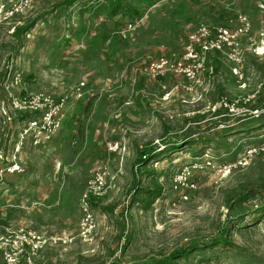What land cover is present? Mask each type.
Wrapping results in <instances>:
<instances>
[{
  "label": "rangeland",
  "instance_id": "rangeland-1",
  "mask_svg": "<svg viewBox=\"0 0 264 264\" xmlns=\"http://www.w3.org/2000/svg\"><path fill=\"white\" fill-rule=\"evenodd\" d=\"M16 1L0 0V10ZM63 1L34 0L23 14L1 15L0 237L23 228L72 240L48 245L35 264H128L207 242L226 225L233 248L206 249L179 264H264V214H253L264 204V151L259 150L264 121L213 111L225 98L255 96L249 109L264 103V0H125L138 16L112 14L109 0H78L69 8ZM242 14L252 27L240 39L239 74L233 61L219 54L209 55L198 84L183 75L152 80L143 74L159 57L185 55L188 35L199 25L219 28ZM33 21L29 34L13 36L16 27ZM81 84L86 95L76 99L73 92ZM66 95L70 103L59 134L41 146L30 137L22 140L27 122L39 112L15 109L12 98ZM224 120L230 126L217 127ZM226 132L232 133L228 140L222 138ZM199 138L215 141L213 148L161 153L145 174L139 172L143 146H182ZM111 142L120 144L119 151L108 150ZM207 154L217 163L247 158V165L225 178L192 170L195 189L175 183L186 166L203 162ZM105 164L106 193L93 198L97 224L84 239L81 198ZM13 165L20 171L12 173ZM135 180L140 189L160 191V197L150 204L143 195L134 201Z\"/></svg>",
  "mask_w": 264,
  "mask_h": 264
},
{
  "label": "built area",
  "instance_id": "built-area-1",
  "mask_svg": "<svg viewBox=\"0 0 264 264\" xmlns=\"http://www.w3.org/2000/svg\"><path fill=\"white\" fill-rule=\"evenodd\" d=\"M34 0H17L9 6H3L0 10L1 15L15 16L25 13L33 5ZM210 26L201 24L190 32L185 47L186 54L180 59L170 60L167 57H159L150 62L144 69L143 74L152 79L160 80L170 74L183 75L189 80L200 83V72L205 69L209 55L219 54L229 57L236 65L233 71L235 75L239 74V65L242 63L240 54V39L251 32L252 23L250 19L242 14L237 17V21L231 28L219 27L210 29ZM264 27V26H263ZM133 28L130 25V29ZM261 47L264 48V31L260 34ZM242 78V76H240ZM85 84H81L75 92L76 99H82L85 94ZM178 87H175L177 89ZM190 90V89H188ZM255 98L223 99L213 107V111L224 110L229 117L233 116H250L258 118L264 113L263 109H249L248 103ZM70 103L69 96H63L56 100L50 96H36L32 98L24 97L22 99L12 98V105L17 110L35 109L39 112V118L31 120L26 129L21 134V139L30 137L35 146H41L51 142L61 131L64 121L68 114ZM264 139V134L261 136ZM108 150L112 153L119 151L120 144L111 142L107 145ZM254 149L248 153L251 156L256 153ZM260 151H264V145ZM247 158L240 159L233 163H217L206 155L205 160L201 163H194L186 166L182 173L175 179L184 187L195 189V182L190 181L192 170L199 172L213 171L220 177L229 176L234 170L245 167ZM12 173L20 171L18 165L10 166ZM110 176L108 164L100 166L95 172L93 178L87 183V190L81 198V209L83 218L80 224V236L87 239L92 235L96 228V218L91 209L92 198L99 199L106 193L107 180ZM72 240L68 237L50 236L46 237L35 231L19 229L5 236L0 237V257L1 264H35L36 257L43 252L50 244L68 245Z\"/></svg>",
  "mask_w": 264,
  "mask_h": 264
},
{
  "label": "trees",
  "instance_id": "trees-1",
  "mask_svg": "<svg viewBox=\"0 0 264 264\" xmlns=\"http://www.w3.org/2000/svg\"><path fill=\"white\" fill-rule=\"evenodd\" d=\"M76 1H78V0H64L61 3V6L69 8V7L73 6ZM143 1H145V0H142L141 2H143ZM107 5H108V7H111L112 14L117 15L121 11H129L131 13V15L133 14V15L138 16V9H136V7H133V5L126 3L125 0H109ZM230 23L227 25L218 26V27L231 28L235 24L232 22H230ZM35 24H36V21H33L30 24H27L25 26L16 27L15 31L13 33V36L18 38L20 36H25V35L29 34V32L34 28ZM213 27H215V26H213ZM24 94L26 95V93H24ZM252 102L253 101H250V103H252ZM260 108L261 109L264 108V103L259 104V105L256 104V106H254L252 108V110L260 109ZM220 112H221V110H216L214 112V114L216 116L217 115L220 116L221 115ZM26 118H28V117H26ZM250 118H252V117H250ZM252 119H256L257 121H264V113L261 114L258 118H252ZM27 123H29V121ZM217 124H218L217 127L225 126L227 128L228 126H230V124H226L225 120L223 121V123L218 122ZM221 124H225V125H221ZM260 127L264 128V123ZM262 130L263 131L260 134V136H262L264 134V129H262ZM230 134H232V133H230ZM230 134H229V132H226V133L222 134V138L224 140H228ZM262 140H263L262 141V146H263L264 145V139H262ZM214 142L215 141H213V140H209V139L201 140L199 138L197 140H192V139L190 141L185 140V143L183 142L182 146H180L179 142H175L171 146H169L168 143H165V145L163 144L162 146H159L156 144H147L146 146H143V148L141 150L138 151L136 166L139 168L138 170L141 174H145L146 173L145 168L147 167V165L151 162H153V163L158 162L157 159L161 155V153L166 154L168 152H171V151L173 152L174 150L176 151L178 148H182V147H186V146L187 147L188 146H196L197 148H199L200 146H204V150L208 151V150H211L213 148L212 144H215ZM216 144H218V143H216ZM162 147H164V149ZM209 158L213 159L210 157V155H209ZM135 181H136L137 186L135 187L134 194L132 195L134 198V201L137 202V200H139V196L143 195L146 197L147 200H149V204H150L155 199L160 197V191L152 190V189H145V190L140 189L137 180H135ZM249 198L250 197L242 198V199H240L239 202L240 203L247 202ZM93 200L94 199L92 198L91 205H92ZM253 214H254V216L263 215L264 214V204L262 206H260L256 211H254ZM233 246H234V242H233V239L231 236V228H228V227H226V225H223L222 227L219 228L218 234L216 236L212 237L207 242L203 241L201 243H199V242L192 243V244L185 246L183 248L175 249L168 256H163V257H159V258L158 257L152 258L149 262L143 261L140 263L134 262V263H128V264H179V262H181L183 260L188 261L196 253L203 252L206 249L212 250V249L220 248V247L233 248Z\"/></svg>",
  "mask_w": 264,
  "mask_h": 264
},
{
  "label": "crops",
  "instance_id": "crops-1",
  "mask_svg": "<svg viewBox=\"0 0 264 264\" xmlns=\"http://www.w3.org/2000/svg\"><path fill=\"white\" fill-rule=\"evenodd\" d=\"M175 78L177 79V80H179V81H181V80H183V78L181 77H178V76H175ZM185 79V78H184Z\"/></svg>",
  "mask_w": 264,
  "mask_h": 264
}]
</instances>
